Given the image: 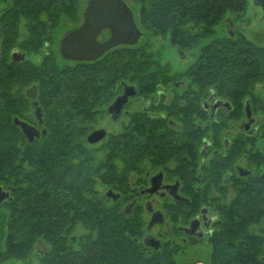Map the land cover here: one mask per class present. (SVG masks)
Instances as JSON below:
<instances>
[{
    "label": "trees",
    "instance_id": "obj_1",
    "mask_svg": "<svg viewBox=\"0 0 264 264\" xmlns=\"http://www.w3.org/2000/svg\"><path fill=\"white\" fill-rule=\"evenodd\" d=\"M134 1L141 4L142 35L169 39L181 57L199 47L197 59L184 72L185 85L199 88L189 91L188 109L197 106L196 96H208L213 89L236 112L247 98L264 111V99L256 94L264 86V45L242 34L218 32L227 15L246 11L247 0ZM0 7L5 8L0 14L4 49L19 46L41 56L37 63L0 62V185L15 189L7 202L0 264L27 259L34 250L40 264H177L172 247L147 252L141 242L144 223L121 218L119 207L108 204L94 187L98 180L113 184L115 176L125 181L136 152L148 150L136 147V127L110 136L103 146L108 152L104 160L122 153L123 173L104 160L94 167L85 140L95 116L106 110L123 84L147 96L170 77L158 68L146 43L114 47L93 61L59 64L44 50L46 37L62 19L80 22L78 0H0ZM22 20L28 34L20 41ZM109 35L105 30L99 38ZM34 83L47 132L29 141L12 121L22 113L23 100L11 91ZM148 125L138 127L143 137ZM243 180L237 181V194L229 203L214 206L219 219L210 237L211 264H264V224L259 233L251 231L252 225L264 222V174Z\"/></svg>",
    "mask_w": 264,
    "mask_h": 264
},
{
    "label": "flooded vegetation",
    "instance_id": "obj_2",
    "mask_svg": "<svg viewBox=\"0 0 264 264\" xmlns=\"http://www.w3.org/2000/svg\"><path fill=\"white\" fill-rule=\"evenodd\" d=\"M4 10V7H0V14ZM63 20L51 30L44 46V50L51 52L56 60L57 55L50 49V45L55 29ZM23 22L25 21L22 20L19 25L20 41L26 39L28 34L26 23V33H21ZM0 37L3 54L0 62L6 60L8 63H26L29 60L37 63L41 59L40 55L29 53L19 46L6 51L2 45L1 25ZM62 39L58 44L61 45ZM60 45L58 51L61 57L68 63L74 62L75 60L62 56ZM31 55L37 57L36 61H32ZM169 77L171 78L170 75ZM185 80V77L180 81L173 80V86H169L171 81L168 78L166 83L159 84L157 89L147 96L136 88L137 93L129 98L117 118L108 113L110 104L105 110L114 120L125 117L126 127L135 126L136 147L148 149L136 152L137 157L132 160L133 169L126 178L127 181L119 176L112 177L114 183L107 185L104 194H99L108 204H116L119 207L121 218L144 223L141 242L147 252L155 250L144 242L152 237L160 240L159 249L165 246L178 249L184 244H197L200 240L212 237L219 219L214 206L218 203H229L235 197L225 201L227 191H237V181L264 174V150L257 145L258 133H264V119L257 120L254 116L250 100L245 99L243 108L236 112L235 105L230 100L219 96L212 89L208 96L201 94L200 99L196 96L197 106L188 109L189 91H199V88L189 89L185 86ZM33 86H36L37 91L35 99L27 95L29 88ZM123 90L124 84L118 95L122 94ZM11 92L23 100L20 108L22 113L12 117L13 123L15 124L16 118L28 122L41 130L40 136L35 139L43 136V128L34 113L33 105L34 102L40 105L38 85L34 83L23 88L15 86ZM168 92H171L172 98L167 101ZM256 94L264 99V89L260 86ZM216 98L228 101L230 106L219 105L213 111L212 106ZM247 102L251 109V122L246 114ZM27 107L28 113L25 112ZM141 123L149 124L142 129V132H148L144 137L138 128ZM123 132L124 129L121 133ZM192 134L193 136L189 137ZM107 155L108 152L105 157H108ZM117 155L118 158L106 159L104 162L116 165L117 170L123 173L126 171V162L120 158L122 153ZM119 180L121 182H118ZM0 186L9 192V197L1 202V205L11 200L15 189L11 186ZM109 190H112L113 195H107ZM157 211L162 213L164 222L148 229L149 222ZM176 220H179V223H176Z\"/></svg>",
    "mask_w": 264,
    "mask_h": 264
},
{
    "label": "rangeland",
    "instance_id": "obj_3",
    "mask_svg": "<svg viewBox=\"0 0 264 264\" xmlns=\"http://www.w3.org/2000/svg\"><path fill=\"white\" fill-rule=\"evenodd\" d=\"M79 1V10L81 15V20L79 23L74 21L64 19L63 23L58 26L54 31V36L52 37V42L50 45V49H53L55 54L57 55V62L61 65L66 64V62L60 55L58 51V42L62 37H64L70 30L78 27L83 21V11L88 5L89 0H78ZM127 7L133 12L134 18L139 25L140 19V8L141 4L134 0H125ZM231 21V29L233 31V36L237 34H242L245 38L250 40L252 43L256 45L263 46L264 45V9L255 3L254 0H247V8L246 11L241 14H229L227 15L225 21L219 27V34L220 35H229L230 31V24ZM22 24L21 33L25 34L26 29H24V24ZM229 32V33H228ZM231 35V34H230ZM102 36L99 38L100 41L104 40ZM55 40V41H54ZM146 43V46L149 47V52L151 53V57L155 61L156 65L159 69L164 71L165 76H171L170 81L171 84L169 86H173V80L180 81L184 78L185 70L195 62L197 59V55L199 54V47L193 50L185 51V57H181L179 53V49L176 46H173L169 39L163 36H151L150 34L142 35L138 44ZM2 48H1V37H0V58L2 57ZM32 61H36L37 57L35 55H31ZM186 83L188 82L187 79L185 80ZM167 85V84H166ZM186 86V85H185ZM197 88V87H195ZM261 89H264V86H260ZM122 91V89H121ZM120 91V92H121ZM118 95V94H117ZM116 95V96H117ZM115 96V98H116ZM114 98V99H115ZM172 98L171 92H168L166 100H170ZM113 99V100H114ZM113 102V101H112ZM243 104L241 108H243ZM107 106L105 107V109ZM254 109V116L257 120L264 119V111ZM127 119L125 117H121L118 120L112 119L111 116L107 115L104 111L99 113L95 116L94 120L89 125V132L90 134L92 131L97 129H105L107 134L106 136L96 142L90 143L86 140V146L90 149V154L93 156L92 165L97 166L99 165L105 157V149L103 148L104 143L107 142L110 136L120 135L122 130H126V124L124 122ZM237 130V129H236ZM259 136L257 137V145L264 150V133H258ZM95 189L99 194H104L107 190L108 186L101 183L98 180L94 184ZM237 194L235 190L227 191V197L225 201H229L233 196ZM9 220V210L8 204L3 203L0 205V249L4 247V241L7 235V223ZM264 222H260L258 224H254L251 226V231L253 233H259L263 226ZM82 231L81 229L78 230ZM77 233V232H76ZM212 244L210 238L200 240L199 243H188L182 245L180 248L175 249V259L177 264H211L212 258ZM37 250H34L30 257L24 260H15L10 259L4 261L3 264H40Z\"/></svg>",
    "mask_w": 264,
    "mask_h": 264
},
{
    "label": "water",
    "instance_id": "obj_4",
    "mask_svg": "<svg viewBox=\"0 0 264 264\" xmlns=\"http://www.w3.org/2000/svg\"><path fill=\"white\" fill-rule=\"evenodd\" d=\"M256 4L264 9V0H254ZM231 21L229 24L230 34L233 35L231 29ZM105 30L110 31V35L106 40L100 41L99 36ZM142 36V31L138 26L133 12L127 7L125 0H89L88 5L83 11V21L75 29L68 32L62 39L60 52L63 57L75 61H93L103 56L107 51L120 45L137 44ZM137 93L136 87L131 84H124L123 93L118 95L113 102L108 106L107 111L117 118L121 113L125 103L130 97ZM27 95L35 99L37 96L36 86L29 88ZM213 95H215L213 93ZM34 113L40 123L42 135H46V129L43 126V112L38 104L34 102ZM219 105L230 106L228 101H223L218 98L214 100L212 109ZM247 117L252 121L251 109L249 102L246 104ZM15 124L19 125L23 133L29 141L35 140L40 136V128L29 124L28 122L15 119ZM105 129H97L92 131L87 136V141L96 143L106 136ZM153 191V189H151ZM108 196L113 195L112 190L107 192ZM9 197V192L3 190L0 186V203ZM164 222L161 212H156L149 222L148 229H151L155 224ZM145 244L153 249H159L161 246L160 240L152 237L149 240L145 239Z\"/></svg>",
    "mask_w": 264,
    "mask_h": 264
}]
</instances>
